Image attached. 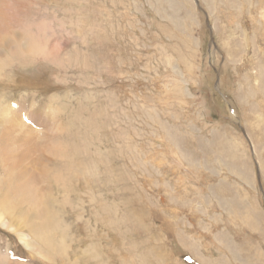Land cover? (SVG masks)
Wrapping results in <instances>:
<instances>
[{
  "label": "rangeland",
  "instance_id": "374dc122",
  "mask_svg": "<svg viewBox=\"0 0 264 264\" xmlns=\"http://www.w3.org/2000/svg\"><path fill=\"white\" fill-rule=\"evenodd\" d=\"M220 1L22 4L35 51H0V264H264L260 61Z\"/></svg>",
  "mask_w": 264,
  "mask_h": 264
},
{
  "label": "bare ground",
  "instance_id": "6f19581e",
  "mask_svg": "<svg viewBox=\"0 0 264 264\" xmlns=\"http://www.w3.org/2000/svg\"><path fill=\"white\" fill-rule=\"evenodd\" d=\"M219 1L220 0H218V2ZM25 2L26 0H0V51L3 50L9 52H19L21 54H32L35 51L36 45L33 39V27H23L19 23L18 12L21 9L22 4ZM220 2L222 3V8H224V10L222 11L224 12V19L227 20L226 26L228 27V29H233L235 34H243L241 42H246V44H248L247 47H244L243 52L246 55L243 57V59L248 57L249 53H252L253 55H257L256 58H258L260 61V63H254L249 66L251 69L256 70L255 74L247 75L250 79L260 81L264 86V78L262 77V75L264 74V0H231V2H229L230 4L225 0L224 2ZM258 14H260L259 17H257ZM234 20H236V22ZM37 26L41 27V24ZM248 30H252L254 34V36H252V39L248 38L249 35L248 33H246ZM228 32L231 33L230 30H228ZM254 39L258 42L254 41ZM259 41L261 42V44H259ZM39 51L41 50L39 49ZM247 61H249V59H247ZM234 64L237 71H240V69L245 67V63L243 62ZM8 65L9 63H0V70ZM248 83L249 82L245 80V85H247ZM256 86L259 89V86ZM260 89L262 91L264 87L260 85ZM28 141L26 139V143L21 146L22 149L20 150V153L17 154L18 158H25L30 153H33L35 155L36 146L33 144H29V142L32 140H30L29 142ZM4 154L11 158H16L15 151L11 149L5 150ZM255 218L257 217L255 216ZM50 220L51 217H48L46 219V221ZM256 221L258 225L259 223L261 224V229L264 231V219H256ZM45 242L49 243V238H46Z\"/></svg>",
  "mask_w": 264,
  "mask_h": 264
}]
</instances>
